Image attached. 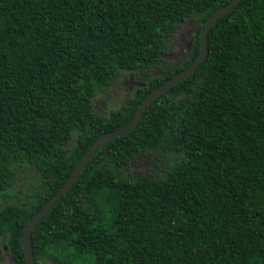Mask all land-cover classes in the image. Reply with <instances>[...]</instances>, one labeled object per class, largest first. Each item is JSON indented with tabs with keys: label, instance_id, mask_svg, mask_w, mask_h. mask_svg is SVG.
<instances>
[{
	"label": "trees",
	"instance_id": "1",
	"mask_svg": "<svg viewBox=\"0 0 264 264\" xmlns=\"http://www.w3.org/2000/svg\"><path fill=\"white\" fill-rule=\"evenodd\" d=\"M229 1L0 0V191L11 156L41 176L30 209L0 213L13 264H25V225L86 149L129 124L150 90L193 62L203 22ZM194 17L182 63L109 115L94 112L96 87L119 70L150 66ZM207 39L200 66L156 98L133 131L99 146L37 222L34 264L45 248L61 253L57 264H264V0H241ZM153 151L169 159L165 176L124 175Z\"/></svg>",
	"mask_w": 264,
	"mask_h": 264
},
{
	"label": "rangeland",
	"instance_id": "2",
	"mask_svg": "<svg viewBox=\"0 0 264 264\" xmlns=\"http://www.w3.org/2000/svg\"><path fill=\"white\" fill-rule=\"evenodd\" d=\"M198 23L199 19L194 17L178 25L173 30L165 48L150 66L119 70L107 85L96 87L92 98L94 112L102 116L109 115L113 109L120 107L126 99L132 97L135 90L145 85L149 79L182 63L192 49ZM76 140L77 132L73 134L67 145L68 151L74 147ZM168 163L169 159L162 157L158 151L145 152L132 160L125 169L124 175L136 177L147 170H152L158 178L163 177L166 175ZM9 169V181L0 191V213L8 205L16 206L19 212L28 210L32 207L34 197L40 188V173L29 160H19L12 156L9 159ZM108 200V192L104 191L98 195L100 204H106ZM9 245L7 233L0 234V264H13ZM44 252L39 264H57L64 259L60 252L52 248H45Z\"/></svg>",
	"mask_w": 264,
	"mask_h": 264
},
{
	"label": "water",
	"instance_id": "3",
	"mask_svg": "<svg viewBox=\"0 0 264 264\" xmlns=\"http://www.w3.org/2000/svg\"><path fill=\"white\" fill-rule=\"evenodd\" d=\"M241 0H230L228 3H225L219 6L215 11H213L208 18L203 22L200 28L199 41H200V49L196 58L193 60L191 64L183 68L182 70L176 72L169 78H167L164 82L157 85L155 88L150 90L146 96L139 103L134 116L129 124L110 130L99 135L91 145L86 149L83 153L75 167L73 168L70 175L67 177L66 181L61 185V187L54 193V195L49 198L44 205L41 207L39 211H37L33 217L29 220V222L25 225L23 229V234L21 237V244L24 250L25 264H34V255H33V247H32V233L35 229L37 222L40 221L43 216L47 213V211L54 205V203L64 195L69 187L73 184L75 179L80 174L83 167L86 165L91 156L96 152L99 146H101L105 141L128 134L133 131L140 120V117L144 113V111L150 106V104L159 96L167 92L172 86L176 85L183 79L190 76L203 62L206 58L209 46H208V33L212 26L224 15L229 13L232 9H234Z\"/></svg>",
	"mask_w": 264,
	"mask_h": 264
}]
</instances>
